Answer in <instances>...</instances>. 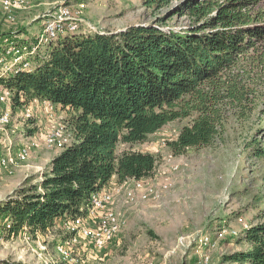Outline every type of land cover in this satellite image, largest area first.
Instances as JSON below:
<instances>
[{"label":"trees","instance_id":"obj_1","mask_svg":"<svg viewBox=\"0 0 264 264\" xmlns=\"http://www.w3.org/2000/svg\"><path fill=\"white\" fill-rule=\"evenodd\" d=\"M188 7L196 22L188 30L131 26L119 33L59 35L43 55L29 59L31 69L0 77L14 107L39 101L72 111L76 139L51 159L39 186L0 204L5 234L44 235L59 222L86 218L92 197L113 177L120 184L152 176L153 155L117 153V147L143 143L171 122L190 119L167 144L174 156L210 147L233 119L258 116L256 131L264 134V0H203ZM28 39L27 47L39 42V36ZM245 151L264 157L256 139ZM244 235L250 250L225 262L264 264V223Z\"/></svg>","mask_w":264,"mask_h":264},{"label":"rangeland","instance_id":"obj_2","mask_svg":"<svg viewBox=\"0 0 264 264\" xmlns=\"http://www.w3.org/2000/svg\"><path fill=\"white\" fill-rule=\"evenodd\" d=\"M202 1L172 0L149 7L144 0H28L25 7L15 10L13 21L0 6V58L7 63V67L0 65V77L20 67L13 54H5L7 49L27 47L28 38L42 36L44 23L52 15L58 17L59 7H67L77 19L64 17L60 33L64 37L77 32L119 33L131 26L185 31L196 24L188 5ZM49 45H43L39 55ZM5 112L9 120L0 124V204L39 186L51 159L61 152L45 146L46 136L60 122L69 124L72 115L47 102L14 107L11 94H3L0 102V116ZM257 120L258 116L245 123L233 119L227 133L210 147L188 149L179 156L167 144L190 119L165 125L143 143L118 145L117 153L133 150L156 158L152 176L122 183L125 193L118 197L116 210L125 217V228L103 249L81 244L74 254L77 261L65 263L54 251L64 235L60 222L36 238L26 232L8 236L0 227V264H235L224 259L249 251L251 243L244 231L264 223V157L245 151L253 139L264 147V134L256 131ZM30 140L38 148L23 162L11 168L1 166Z\"/></svg>","mask_w":264,"mask_h":264},{"label":"built area","instance_id":"obj_3","mask_svg":"<svg viewBox=\"0 0 264 264\" xmlns=\"http://www.w3.org/2000/svg\"><path fill=\"white\" fill-rule=\"evenodd\" d=\"M27 3L28 0H0L3 14L9 21L14 20L15 10L25 7ZM75 16H78V12L75 13ZM64 17L68 20L76 19L71 16L67 7H59L58 17L56 15L53 17L52 15V19L44 23V34L39 36L37 45L30 47L23 46L21 48L11 46L5 54H13V61L15 64L20 65L21 70L31 69L29 59L36 55L43 45L47 46L51 44L63 32L62 22L65 20ZM0 65L7 67V63L3 58H0ZM2 93L10 95L8 90L1 88L0 102L3 101ZM8 120V112L0 116V124L4 125ZM75 142L76 139L69 124L60 122L46 136L45 146L62 151ZM37 148V142L30 140L21 146L15 155L5 159L1 163V166L3 168L14 167L18 163L23 162L29 156L31 150ZM123 193L125 191L122 183L116 187L107 186L92 197L91 209L86 218H76L75 220L63 222L64 235L54 247L56 255L62 262H76L77 257L74 254L81 244H88L95 249L105 248L125 228L126 219L116 210V201ZM129 199L131 198L129 197Z\"/></svg>","mask_w":264,"mask_h":264},{"label":"crops","instance_id":"obj_4","mask_svg":"<svg viewBox=\"0 0 264 264\" xmlns=\"http://www.w3.org/2000/svg\"><path fill=\"white\" fill-rule=\"evenodd\" d=\"M24 37V35H23ZM117 182V178L116 177H113L110 184L108 186H111L113 183Z\"/></svg>","mask_w":264,"mask_h":264},{"label":"water","instance_id":"obj_5","mask_svg":"<svg viewBox=\"0 0 264 264\" xmlns=\"http://www.w3.org/2000/svg\"><path fill=\"white\" fill-rule=\"evenodd\" d=\"M37 178H38V176H37ZM37 178H36V179H37Z\"/></svg>","mask_w":264,"mask_h":264}]
</instances>
